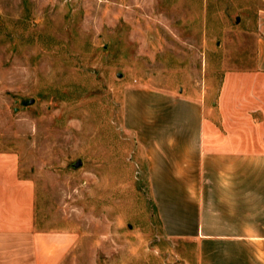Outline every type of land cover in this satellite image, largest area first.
Instances as JSON below:
<instances>
[{"label": "rangeland", "instance_id": "374dc122", "mask_svg": "<svg viewBox=\"0 0 264 264\" xmlns=\"http://www.w3.org/2000/svg\"><path fill=\"white\" fill-rule=\"evenodd\" d=\"M263 16L264 0H0V151L35 183L40 227L71 237L64 264H197L146 147L167 93L247 68Z\"/></svg>", "mask_w": 264, "mask_h": 264}, {"label": "crops", "instance_id": "0c3cea01", "mask_svg": "<svg viewBox=\"0 0 264 264\" xmlns=\"http://www.w3.org/2000/svg\"><path fill=\"white\" fill-rule=\"evenodd\" d=\"M259 23L247 68L187 96L167 93L159 133L141 145L151 177L163 179L160 211L168 226L190 228L197 264H264V16ZM72 246L40 227L35 183L15 152L0 151V264H64Z\"/></svg>", "mask_w": 264, "mask_h": 264}, {"label": "water", "instance_id": "95a60500", "mask_svg": "<svg viewBox=\"0 0 264 264\" xmlns=\"http://www.w3.org/2000/svg\"><path fill=\"white\" fill-rule=\"evenodd\" d=\"M237 21H238V18H237ZM32 103H33V100H32V99H30V100H28V101L26 102L27 105L32 104ZM80 165H81V161L78 160L77 162H75V163L73 164V167H74V168H77V167H79Z\"/></svg>", "mask_w": 264, "mask_h": 264}]
</instances>
